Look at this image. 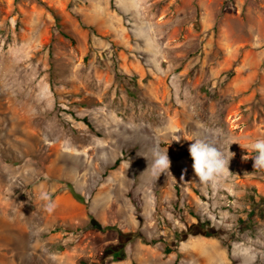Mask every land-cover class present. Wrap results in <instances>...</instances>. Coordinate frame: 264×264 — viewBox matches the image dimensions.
<instances>
[{"label": "rangeland", "instance_id": "rangeland-1", "mask_svg": "<svg viewBox=\"0 0 264 264\" xmlns=\"http://www.w3.org/2000/svg\"><path fill=\"white\" fill-rule=\"evenodd\" d=\"M257 139L264 0H0V264H264Z\"/></svg>", "mask_w": 264, "mask_h": 264}, {"label": "clouds", "instance_id": "clouds-1", "mask_svg": "<svg viewBox=\"0 0 264 264\" xmlns=\"http://www.w3.org/2000/svg\"><path fill=\"white\" fill-rule=\"evenodd\" d=\"M232 144L228 145L227 150H222L215 143L203 138H196L188 149L192 160V170L198 178V184L203 188L217 189L222 186L230 175L229 163L233 153L229 151ZM250 148L256 153L252 158L255 170L264 171V139H257L250 144ZM151 172L154 176L169 172L171 167L170 158L166 152L154 150L151 160ZM183 179V176L181 177ZM44 199H48L47 196ZM54 205H46L48 212L53 211Z\"/></svg>", "mask_w": 264, "mask_h": 264}, {"label": "trees", "instance_id": "trees-1", "mask_svg": "<svg viewBox=\"0 0 264 264\" xmlns=\"http://www.w3.org/2000/svg\"><path fill=\"white\" fill-rule=\"evenodd\" d=\"M122 160H118L116 162V165L114 166V168H117L120 164H121ZM73 190V194L74 196L78 199V200H83L82 197L74 190V188L72 187V185L70 186ZM96 228V227H95ZM128 236H132V237H135V236H138L140 238H142L141 234H136V233H130V234H127ZM108 253L112 254L116 260L118 261H121V260H125L127 255L125 253V250L124 249H119V246H114V247H110L107 251ZM175 264H179V262H176Z\"/></svg>", "mask_w": 264, "mask_h": 264}]
</instances>
